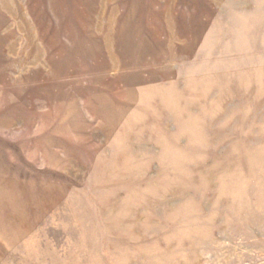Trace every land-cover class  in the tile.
I'll list each match as a JSON object with an SVG mask.
<instances>
[{"label":"rangeland","instance_id":"rangeland-1","mask_svg":"<svg viewBox=\"0 0 264 264\" xmlns=\"http://www.w3.org/2000/svg\"><path fill=\"white\" fill-rule=\"evenodd\" d=\"M0 264H264V0H0Z\"/></svg>","mask_w":264,"mask_h":264}]
</instances>
